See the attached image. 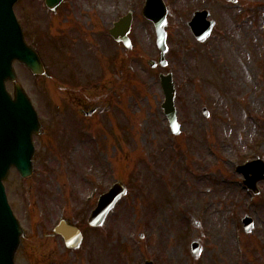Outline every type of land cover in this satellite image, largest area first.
I'll list each match as a JSON object with an SVG mask.
<instances>
[{"label":"rangeland","instance_id":"rangeland-1","mask_svg":"<svg viewBox=\"0 0 264 264\" xmlns=\"http://www.w3.org/2000/svg\"><path fill=\"white\" fill-rule=\"evenodd\" d=\"M164 1L168 64L157 68L149 64L158 61L159 50L155 27L142 14L146 0H64L57 15L45 0L17 2L26 42L40 49L50 75L35 76L14 62L35 105L83 97L109 109L101 116L106 137L94 136L91 148L83 145L73 157L46 160L61 182L72 171L77 179L96 181L100 169L108 183L127 185V196L104 225V264H264V182L254 195L236 172L264 157V0ZM203 9L216 25L199 42L188 22ZM130 11L128 50L116 45L109 29ZM169 72L178 135L162 109L159 74ZM7 87L13 94L14 84ZM245 214L255 221L249 234ZM197 238L204 249L195 259L189 245Z\"/></svg>","mask_w":264,"mask_h":264},{"label":"flooded vegetation","instance_id":"flooded-vegetation-1","mask_svg":"<svg viewBox=\"0 0 264 264\" xmlns=\"http://www.w3.org/2000/svg\"><path fill=\"white\" fill-rule=\"evenodd\" d=\"M116 45L121 47L123 44L117 42ZM83 99L72 97L69 103L35 105L41 133L34 136V171L23 178L16 168H12L6 182L10 205L23 230L16 264L105 263L102 246L105 223L92 227L89 220L100 198L113 185V182L108 183L107 171L95 169L96 181L88 177L82 181L81 176L77 179L72 171L68 176L64 175L61 182L57 179L59 170L56 172L46 160V157L54 156L73 157L83 145L87 144L89 148L97 137L105 136L101 133V116L109 111L104 105L107 103L98 98ZM40 147L45 152L40 151ZM13 175L19 182L18 188L12 181L16 180ZM61 222L64 223L57 230Z\"/></svg>","mask_w":264,"mask_h":264},{"label":"water","instance_id":"water-1","mask_svg":"<svg viewBox=\"0 0 264 264\" xmlns=\"http://www.w3.org/2000/svg\"><path fill=\"white\" fill-rule=\"evenodd\" d=\"M18 0H0V264H15L14 258L20 244L22 229L8 204L3 182L7 179L10 169L16 166L23 176L32 172V157L34 153L32 136L39 133L41 124L28 95L17 81L13 68L14 60L25 64L34 75H45L44 63L34 48L28 46L24 39L23 30L17 21L13 7ZM63 0H46L49 8L55 9ZM235 1V0H233ZM144 16L151 20L156 28L157 46L160 50V64L165 66L167 51L165 26L167 23V7L163 0H148L143 10ZM208 11L196 12L189 23L194 35L199 41L205 40L214 26L213 21L207 20ZM132 18L128 16L111 30V34L131 47L128 38ZM155 66V63H152ZM162 86L165 92L163 109L167 115L172 131L178 134L180 125L177 120L175 107L176 90L172 74H161ZM15 83V97L6 89V82ZM208 115L206 108L203 109ZM245 177V184L258 193L257 183L264 180V163L257 160L238 168ZM126 194V189L117 184L104 195L98 208L93 212L90 223L92 226L101 225L116 203ZM198 225V221H195ZM245 231L250 232L254 220L246 215L243 218ZM143 236V235H141ZM190 249L194 256L199 255L201 246L198 240L192 241ZM146 264H154L147 262Z\"/></svg>","mask_w":264,"mask_h":264}]
</instances>
